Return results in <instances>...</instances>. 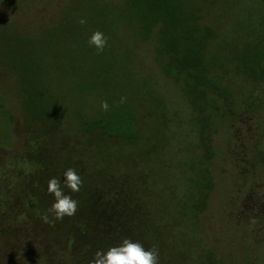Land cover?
Segmentation results:
<instances>
[{"label":"rangeland","instance_id":"obj_1","mask_svg":"<svg viewBox=\"0 0 264 264\" xmlns=\"http://www.w3.org/2000/svg\"><path fill=\"white\" fill-rule=\"evenodd\" d=\"M107 1L116 5L123 3V0ZM11 2L9 6L0 1V17L36 33L47 24L59 22L72 0H26L17 8L16 0ZM199 2L203 6L204 20L227 33L232 22L228 16L223 19L221 16L230 3ZM57 26L47 32L46 37L51 36L53 40L46 45L52 52L58 46L55 49L58 53L64 42L73 36L68 35L61 24ZM122 28L110 31L106 37L119 41L117 50L125 57L131 72L126 91L142 119L143 135L156 136L148 158L139 164V169L148 166L149 193L154 201L168 204L172 195L174 200L182 202L192 159L207 149L214 151L208 166L215 185L206 208L195 216L178 217L181 222L176 221L175 237H170L168 244L155 234L145 238L144 246L154 247L158 264H209L205 258L209 252L213 253L216 264H264V106H248L259 103L254 99V83L237 76L230 98L220 96L225 105L224 122L210 124L202 130L197 117L200 107L207 106L191 103L175 80L166 75L152 38L135 43L131 36L122 35L128 33V28ZM9 51L5 48L4 52L10 54ZM15 60L0 59V264H71L70 247L61 243L67 216L56 220L47 212L53 202L47 183L51 177L63 181L67 168L63 166L54 172L51 164L60 165V161L65 164L71 158L70 148H81L82 152L87 149L85 152L90 154L92 148L80 135L76 112L81 108L93 114L101 107V100L94 99L79 106L84 104V97L77 94L71 95L67 102L52 106L50 99L61 90L50 89L42 91L41 103L35 104L31 101L35 99L34 87L28 80L20 79L21 70L16 65L19 62ZM259 94L264 102L263 90ZM228 106H233V110H228ZM43 129L47 130L36 136L34 131ZM71 134H74L73 139L65 140L62 145L63 138ZM53 142H58L56 147ZM37 145V149L31 148ZM105 146L102 154L105 160L117 159L124 152L113 141ZM89 154L71 163H79V167L87 165ZM120 168L128 170L124 162ZM76 171L82 177V171ZM85 184L82 180L80 189ZM64 191L73 196L79 192L72 193L67 188ZM39 197V215L46 213L47 222L33 213L36 205L30 201ZM154 201L150 199L151 213L156 209ZM177 216L173 215L175 219ZM184 221L186 224L182 223Z\"/></svg>","mask_w":264,"mask_h":264},{"label":"trees","instance_id":"obj_2","mask_svg":"<svg viewBox=\"0 0 264 264\" xmlns=\"http://www.w3.org/2000/svg\"><path fill=\"white\" fill-rule=\"evenodd\" d=\"M0 1L9 6L13 4L11 0ZM25 1L16 0L15 8ZM217 1L235 6L223 9L221 18L228 16L232 22L227 33L204 20L199 0H123L120 5L107 0H72L59 22L47 24L36 33L0 17V59H17L20 79L28 80L34 87L35 99L31 101L40 104L42 91L60 89L61 93L50 99L52 106L67 102L71 95L77 94L84 97V104L79 106L99 98V106L103 102L108 105L107 109L99 107L93 114L77 109L76 122L80 135L92 148L90 154L85 152L87 149L84 153L81 148H70L71 158L65 164L61 161L60 165L51 164L54 172L63 166L80 169L81 179L86 181L78 194L71 195L75 200L78 197L77 209L74 215L67 216L61 242L64 247L65 244L66 248L70 247L71 264H90L96 251L107 250L126 237L144 245L146 237L158 234L162 242L168 244L170 237H175L177 222H181L179 218L195 216L204 210L215 185L208 166L214 151L207 149L191 161V175L186 178L182 202L174 200L172 195L168 204L154 201L149 193L148 166L139 169V164L148 158L156 136L143 135L142 119L133 105L134 100L127 94L131 72L125 57L117 50L119 41L107 39L104 49L98 51L88 43L89 37L95 31L106 37L110 31H121L125 27L128 33L122 35L131 36L135 43L152 38L166 75L175 80L191 103L207 106L200 107L197 117L204 130L210 124L224 122L225 105L220 96L230 98L237 76L254 83V99L259 103L248 106H264L259 94L261 90L264 92V0ZM81 19L85 23L81 24ZM57 24L65 27L74 40L64 42L58 53L55 52L58 46L52 52L46 45L53 40L51 36L46 37L47 32L58 27ZM5 48L10 54L4 52ZM232 107L227 109L231 111ZM44 130L47 129L34 133L41 136ZM73 135L61 139V144L65 140L70 142ZM109 141L119 144V149L124 151L121 157L111 161L102 156ZM57 143L52 145L56 147ZM88 154L87 165L79 167V163H71L79 162L81 156ZM121 159L128 170L121 171ZM150 199L156 204L153 213L149 208ZM30 202L36 205L33 213L42 216L39 215L40 197ZM151 215L158 217L150 218ZM173 215L178 216L175 219ZM205 258L207 263L216 264L213 253H207Z\"/></svg>","mask_w":264,"mask_h":264},{"label":"clouds","instance_id":"obj_3","mask_svg":"<svg viewBox=\"0 0 264 264\" xmlns=\"http://www.w3.org/2000/svg\"><path fill=\"white\" fill-rule=\"evenodd\" d=\"M80 23L83 24L85 21L81 19ZM106 42L107 38L100 31L93 32L88 40V43L98 51L104 49ZM101 107L107 109L108 105L103 102ZM81 184L82 179L74 168L64 170L62 182L57 177L49 178L47 191L53 196V202L47 212L52 213L56 220L74 215L78 202L70 194L65 193L64 188L75 193L79 191ZM42 219L47 222L48 215L45 213ZM90 264H158V255L154 247L146 248L139 241L126 237L119 244L110 246L107 250L96 251Z\"/></svg>","mask_w":264,"mask_h":264}]
</instances>
